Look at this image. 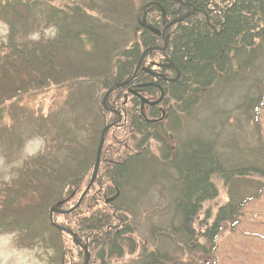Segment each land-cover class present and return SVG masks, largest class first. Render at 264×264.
<instances>
[{"label":"trees","instance_id":"1","mask_svg":"<svg viewBox=\"0 0 264 264\" xmlns=\"http://www.w3.org/2000/svg\"><path fill=\"white\" fill-rule=\"evenodd\" d=\"M38 5L57 35L26 41ZM0 19L9 29L0 47V106L53 85L86 84L99 93L98 121L90 114L86 124L73 123L90 136L86 146L65 136L62 123H51L50 142L68 162L49 164L42 155L27 162L21 180L1 194L4 218H11L0 229L36 239L39 213L56 235L50 239L59 264H84L83 247L87 264H110L127 246L133 251L143 222L153 243L181 240L188 253L211 256L223 224L236 223L243 205L259 195H239V184L252 177L264 181L258 120L264 106V0H71L60 6L0 0ZM110 89L107 108L121 119L105 133L95 182L69 211L89 184L103 127L118 119L102 107ZM131 91L149 101L162 98L141 109ZM232 114L234 122L220 139L215 129L225 125L221 115ZM243 123L258 146L237 138ZM193 124L196 131L189 133ZM41 128L46 132V125ZM114 129L121 131L115 139L108 136ZM239 144L250 155L247 163L225 154ZM45 178L56 181V188L44 185ZM218 184L228 201L211 210L205 206L218 198ZM54 206L69 211L52 217L63 218L67 224L59 225L79 244L50 224ZM63 237L73 243L74 257ZM151 248L135 264H170V254Z\"/></svg>","mask_w":264,"mask_h":264},{"label":"rangeland","instance_id":"2","mask_svg":"<svg viewBox=\"0 0 264 264\" xmlns=\"http://www.w3.org/2000/svg\"><path fill=\"white\" fill-rule=\"evenodd\" d=\"M40 1L41 4L47 1L55 6L71 3V0ZM44 12L45 10L42 5H38L33 9L32 13L35 24L27 34L26 41L45 42L56 37V28L44 22ZM8 34V26L0 19V47L7 42ZM83 57L82 60L84 61ZM85 57L91 59L87 55ZM79 87L80 89H77L78 87L53 85L37 92L24 94V96L15 102L11 100L0 106V212L6 208L3 207L4 203L1 194L8 187L12 186V182L21 180L22 170L27 162L39 155H42L49 164L54 160L64 163L68 162L66 160V153L58 151L56 146L50 142V137L55 134L54 127L51 125L53 121L62 123V133L65 136L75 137L80 144L87 145V139L90 136L84 131H77L75 124L79 123L78 125L81 126L86 124L85 121L90 114H93L96 117V121H98L96 101L99 93L95 87L86 84ZM221 118L226 119L224 127L215 129L217 133L221 131L220 139L224 137L231 123L234 122V115L227 116V118L225 115H221ZM258 120L261 128V135L259 137L261 136L260 138L263 142L264 106L260 111ZM45 125L47 130L43 133L44 129L41 127ZM194 125L190 129H187L189 133L196 131V126ZM40 128L42 132L39 131ZM48 128H50L49 131ZM120 132V130L114 129L108 136L115 139L118 138ZM236 134L237 138L240 136L246 138L243 140L244 143L258 146L256 143L257 138L253 136L252 132L250 133L249 127L244 123L240 128H236ZM56 140H59V138ZM243 146L244 144H239L235 148L232 147L231 150L225 148L226 151L229 150L225 154L227 156L231 154L235 163H239L241 160L247 163L248 159L250 160L251 158L246 151L247 149ZM48 148L49 151H47ZM151 148H154V145H151ZM42 180L44 185L52 186L53 189L56 188V181L54 182L46 178ZM239 186V195L243 193L250 195L253 192H259V195L243 205L241 215L236 223L223 224L222 230L216 240V248L211 256H203L201 253H188L181 244V240L178 242L174 241L173 243L170 240L160 238L156 243H153V239L150 238L149 232L142 221L143 223L138 227L137 235L133 237V251H129L127 246L121 257L117 258L113 256L110 259V264H135L136 258L144 250L152 249L151 247L154 244L162 252L170 254V264H264V181L252 177L250 181L241 182ZM218 188V198L205 206L211 207V210L228 201V197L220 184H218ZM56 194L58 193L56 192ZM66 194L67 192L63 194L62 198ZM75 198L76 196L72 200ZM154 202H156L155 198ZM144 206L145 208L147 207L146 205ZM52 208H55V206ZM1 213L0 228L11 218L9 214H7V217L10 218H4L5 212L2 211ZM39 215L37 213L34 220L36 225L34 228V231L36 230L35 233L38 230L37 234H35L38 237L36 239L29 237V235L21 239L20 235L15 231L0 229V264H59V257L51 244L50 236L53 235L52 230L41 224ZM54 217L52 218L55 220V223L61 225L67 224L63 218L55 219ZM52 237L56 239V235ZM63 239L64 248L66 249L67 247L69 256L74 257L73 243H71L70 238L63 237ZM201 242L203 243V241ZM69 261L67 260L66 263L68 264Z\"/></svg>","mask_w":264,"mask_h":264},{"label":"water","instance_id":"3","mask_svg":"<svg viewBox=\"0 0 264 264\" xmlns=\"http://www.w3.org/2000/svg\"><path fill=\"white\" fill-rule=\"evenodd\" d=\"M180 1V0H178ZM146 52L143 53V56L145 55ZM142 56V57H143ZM140 65V64H139ZM139 65L137 66L136 70H135V73L136 71L138 70L139 68ZM127 82H123L121 84H117L116 87H122L124 85H126ZM111 92V89L105 94V96L103 97V100H102V106L104 109H107V106H106V99H107V96L110 94ZM133 94H135L139 100L141 101V107H143L144 104H148L150 106H155L157 105L161 98H162V93H161V97L154 101V102H149L147 101L146 99L142 98L139 94H137L136 92H132ZM118 114V113H117ZM120 121V115H118V120L116 122H119ZM116 122L112 123V124H109V125H106L103 127L102 131H101V134H100V139H99V143H98V147H97V150H96V158H95V163H94V166H93V170H92V174H91V178H90V182L88 184V186L85 188L84 192L81 194L78 202L75 204V206L70 209L69 211H72L73 209H75L76 207L79 206V204L81 203V201L83 200L84 196L86 195V193L88 192V190L90 189L91 185L95 182L96 180V177H97V172H98V168H99V163H100V156H101V151H102V147H103V143H104V135L106 133V131L111 128ZM68 211V212H69ZM52 213H57V214H61V213H66V212H63V211H58V209L55 207V208H51L49 210V221H50V224L53 225L56 229H58L59 231L61 232H66L68 234H70L73 238H74V242L77 243L76 241V237L75 235L70 232L69 230H67L66 228L60 226V225H57L55 224L53 221H52ZM84 249V252H85V255H86V260L84 262V264H87V261L89 259V254L87 253V249L86 247H83Z\"/></svg>","mask_w":264,"mask_h":264}]
</instances>
